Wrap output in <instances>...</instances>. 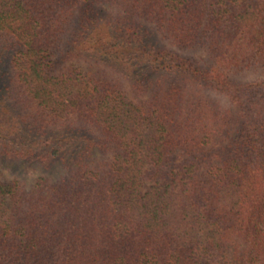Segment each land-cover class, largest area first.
Returning <instances> with one entry per match:
<instances>
[{"label":"trees","instance_id":"1","mask_svg":"<svg viewBox=\"0 0 264 264\" xmlns=\"http://www.w3.org/2000/svg\"><path fill=\"white\" fill-rule=\"evenodd\" d=\"M248 68L264 0H0V264H264Z\"/></svg>","mask_w":264,"mask_h":264},{"label":"rangeland","instance_id":"2","mask_svg":"<svg viewBox=\"0 0 264 264\" xmlns=\"http://www.w3.org/2000/svg\"><path fill=\"white\" fill-rule=\"evenodd\" d=\"M199 56L206 57L207 55L199 53ZM235 79L237 82H242V83L264 81V71L254 68H248L247 70L236 74ZM202 95L205 98V100H209V102H211L216 106H220L225 109L233 108L230 101L225 96L217 92H211L210 90L204 89L202 90ZM22 168H23L22 171L24 172L23 174H16L15 171L12 170L11 168L5 170L6 179L11 180L16 175L17 176L23 175V177H25L26 180L29 183H31L33 178H35L41 173L39 167L34 163H26L23 165Z\"/></svg>","mask_w":264,"mask_h":264}]
</instances>
